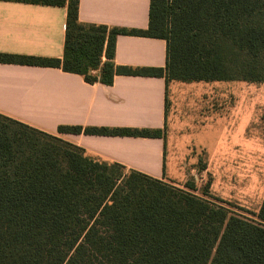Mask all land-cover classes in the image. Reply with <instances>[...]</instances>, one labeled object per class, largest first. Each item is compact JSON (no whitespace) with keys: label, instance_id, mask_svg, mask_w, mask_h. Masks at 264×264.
Masks as SVG:
<instances>
[{"label":"trees","instance_id":"obj_1","mask_svg":"<svg viewBox=\"0 0 264 264\" xmlns=\"http://www.w3.org/2000/svg\"><path fill=\"white\" fill-rule=\"evenodd\" d=\"M67 6L63 58L0 52V62L61 67L90 83L117 74L264 82V0H151L146 29L85 23ZM120 34L163 38L165 67L115 62ZM103 57L106 59L103 60ZM168 113V100H167ZM59 131L162 137V128L60 125ZM88 152L0 113V264H264L256 220L227 202Z\"/></svg>","mask_w":264,"mask_h":264},{"label":"crops","instance_id":"obj_2","mask_svg":"<svg viewBox=\"0 0 264 264\" xmlns=\"http://www.w3.org/2000/svg\"><path fill=\"white\" fill-rule=\"evenodd\" d=\"M150 4L151 0H80L79 19L109 27L146 29ZM67 14L63 5L0 0V52L63 58ZM114 60L132 67H165L167 41L120 34ZM170 83L167 87L164 76L125 74H117L111 85L90 83L83 75L61 67L0 62V113L120 163L127 170L166 179L167 150L162 137L61 132L59 126L165 130Z\"/></svg>","mask_w":264,"mask_h":264},{"label":"rangeland","instance_id":"obj_3","mask_svg":"<svg viewBox=\"0 0 264 264\" xmlns=\"http://www.w3.org/2000/svg\"><path fill=\"white\" fill-rule=\"evenodd\" d=\"M166 179H195L251 219L264 198V82L170 83Z\"/></svg>","mask_w":264,"mask_h":264}]
</instances>
